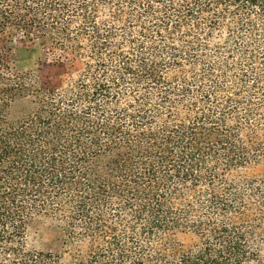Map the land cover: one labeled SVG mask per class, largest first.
<instances>
[{"label": "trees", "instance_id": "trees-1", "mask_svg": "<svg viewBox=\"0 0 264 264\" xmlns=\"http://www.w3.org/2000/svg\"><path fill=\"white\" fill-rule=\"evenodd\" d=\"M8 29L72 70L0 53V264H264V0H0Z\"/></svg>", "mask_w": 264, "mask_h": 264}, {"label": "rangeland", "instance_id": "rangeland-1", "mask_svg": "<svg viewBox=\"0 0 264 264\" xmlns=\"http://www.w3.org/2000/svg\"><path fill=\"white\" fill-rule=\"evenodd\" d=\"M0 53L11 69L29 73L37 82L57 85L63 82L71 71L72 60L59 49L51 47L50 42L38 34H25L13 29L0 33ZM67 56V57H66ZM20 103L15 102L9 110V118L19 115ZM249 176L264 173V159L242 170ZM175 240L183 245L190 244L195 237L189 233H176ZM28 245L43 250H59L61 236L59 228L51 219L35 216L27 228Z\"/></svg>", "mask_w": 264, "mask_h": 264}]
</instances>
